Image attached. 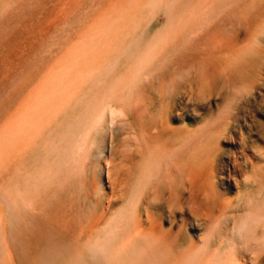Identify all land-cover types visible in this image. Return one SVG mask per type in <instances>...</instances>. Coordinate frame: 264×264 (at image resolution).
Listing matches in <instances>:
<instances>
[{"label": "rangeland", "instance_id": "rangeland-1", "mask_svg": "<svg viewBox=\"0 0 264 264\" xmlns=\"http://www.w3.org/2000/svg\"><path fill=\"white\" fill-rule=\"evenodd\" d=\"M228 82L242 103L223 137L209 128ZM185 132L193 156L219 149L226 163L240 134L264 155V0H0V264H40L53 244L52 264H170L138 236L128 188ZM219 166L215 189L233 201ZM194 216L182 264H254L251 250L218 262L233 247L204 244Z\"/></svg>", "mask_w": 264, "mask_h": 264}, {"label": "bare ground", "instance_id": "bare-ground-1", "mask_svg": "<svg viewBox=\"0 0 264 264\" xmlns=\"http://www.w3.org/2000/svg\"><path fill=\"white\" fill-rule=\"evenodd\" d=\"M226 85L229 88L226 92L229 106L222 109L224 113L219 117L218 123L212 126L210 122L212 118L209 120L212 126L209 128L210 131L222 128L221 135L223 137L226 136L229 129L233 128L232 122L238 119L242 103L237 98L233 83L228 82ZM222 111L220 110V112ZM203 134H201V139L199 138L200 141ZM204 137L208 138H206L207 143L212 138V136L209 138L208 135ZM206 139L203 142H206ZM232 139L235 148L231 151L229 160L221 164L218 161L219 149L206 148L198 155L193 156L190 152L192 146L189 132L172 136V138L161 142L160 148L157 149L159 154L153 156L154 164L148 173V181L144 182L141 177H137L130 183L129 200L136 204L139 212H144L145 216L144 220L140 221L137 234L141 238L148 237L159 242V249L164 250V253L170 257V264H182V259L195 249V243L182 245L185 237L181 232H183V227L189 223L191 214L201 216L208 228L209 233L204 238V244L212 240L221 248L224 247L225 240L231 237L229 244L233 249L230 252L217 254L218 262L222 261L223 256L235 254V252L237 255L243 254L244 251L251 250L252 261L250 258L249 260L254 264H264V165L255 164V160L264 158V155L263 153L257 155L258 149L242 134ZM253 147H255L254 151ZM162 163L165 166H161ZM218 165L226 178L235 180L233 184L238 188V197L233 201L222 199L220 192L215 189V182L212 179L217 176ZM235 173H238L239 176L243 175V179L233 178ZM137 180L141 183L139 184ZM166 211L170 217V226L163 229L162 221L167 215ZM215 211H218L217 216L213 215ZM178 213L180 222L177 221ZM241 224L246 225L248 229L243 237L238 234V226ZM174 225L177 226L176 232L173 231ZM231 225L235 227H231ZM250 237L258 239L254 246L256 251H253L254 247L251 248V244L248 242ZM55 245L50 246L46 254L40 256L44 259L42 262L40 258L43 264H52L61 253V251H57L60 247L54 250ZM238 264L247 263L244 259L243 263Z\"/></svg>", "mask_w": 264, "mask_h": 264}, {"label": "clouds", "instance_id": "clouds-1", "mask_svg": "<svg viewBox=\"0 0 264 264\" xmlns=\"http://www.w3.org/2000/svg\"><path fill=\"white\" fill-rule=\"evenodd\" d=\"M248 229L247 226L244 224H241L238 226V234L240 237H243L246 233H247ZM231 239V237L228 238V240H225L224 242V248L227 249L228 247H230L229 244V240Z\"/></svg>", "mask_w": 264, "mask_h": 264}]
</instances>
